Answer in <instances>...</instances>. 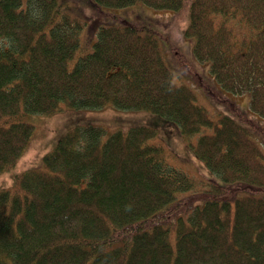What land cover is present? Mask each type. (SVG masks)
Returning a JSON list of instances; mask_svg holds the SVG:
<instances>
[{
    "label": "trees",
    "instance_id": "16d2710c",
    "mask_svg": "<svg viewBox=\"0 0 264 264\" xmlns=\"http://www.w3.org/2000/svg\"><path fill=\"white\" fill-rule=\"evenodd\" d=\"M94 2L186 9L196 59L264 119V0ZM86 26L63 0H0V174L27 149L31 115L111 106L173 121L223 184L172 165L153 127H74L0 188V264H264V146L176 83L155 31L100 25L94 41Z\"/></svg>",
    "mask_w": 264,
    "mask_h": 264
},
{
    "label": "rangeland",
    "instance_id": "374dc122",
    "mask_svg": "<svg viewBox=\"0 0 264 264\" xmlns=\"http://www.w3.org/2000/svg\"><path fill=\"white\" fill-rule=\"evenodd\" d=\"M63 3L72 14L86 21V30L94 41L100 25L133 22L155 31L176 83L191 87L199 103L207 108L211 115L225 114L248 127L264 146V137L258 132L264 131V119L251 111L250 95L245 93L240 96L226 92L218 86L211 75L209 63L196 59L193 52L195 39L186 33L189 26L186 9L175 12L159 11L144 5H135L109 10L98 7L94 0H63ZM235 108L238 110H234ZM237 111L243 117L251 119L253 124L240 121L236 115ZM29 120L35 126L32 138L16 165L9 172L0 174V188L12 187L13 173L41 167L43 156L52 152L58 140L74 127L83 125H97L109 133L117 130L126 132L137 126L153 127L158 131L159 138L156 142L164 144L167 150L172 152L174 156L172 165L198 177L203 183L223 184L220 177L211 172L207 165L195 156L177 125L150 111L121 110L107 106L100 109L66 110L51 116L31 115Z\"/></svg>",
    "mask_w": 264,
    "mask_h": 264
},
{
    "label": "bare ground",
    "instance_id": "6f19581e",
    "mask_svg": "<svg viewBox=\"0 0 264 264\" xmlns=\"http://www.w3.org/2000/svg\"><path fill=\"white\" fill-rule=\"evenodd\" d=\"M177 1V0H176ZM180 1V0H179Z\"/></svg>",
    "mask_w": 264,
    "mask_h": 264
}]
</instances>
